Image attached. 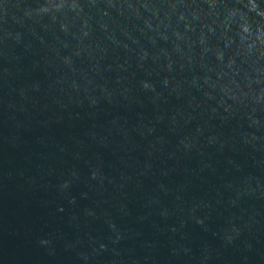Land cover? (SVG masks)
Instances as JSON below:
<instances>
[{
    "label": "water",
    "instance_id": "1",
    "mask_svg": "<svg viewBox=\"0 0 264 264\" xmlns=\"http://www.w3.org/2000/svg\"><path fill=\"white\" fill-rule=\"evenodd\" d=\"M0 264H264V0H0Z\"/></svg>",
    "mask_w": 264,
    "mask_h": 264
}]
</instances>
